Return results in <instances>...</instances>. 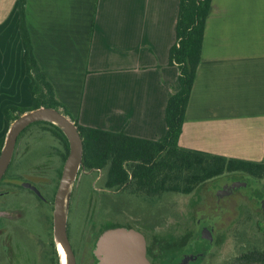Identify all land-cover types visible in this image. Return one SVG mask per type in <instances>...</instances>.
I'll use <instances>...</instances> for the list:
<instances>
[{
    "label": "crops",
    "instance_id": "1",
    "mask_svg": "<svg viewBox=\"0 0 264 264\" xmlns=\"http://www.w3.org/2000/svg\"><path fill=\"white\" fill-rule=\"evenodd\" d=\"M177 0H25L34 57L81 126L163 140ZM17 0H0V87L22 89ZM28 92V90H27ZM28 96V97H27ZM178 144L264 162V0H211Z\"/></svg>",
    "mask_w": 264,
    "mask_h": 264
},
{
    "label": "trees",
    "instance_id": "2",
    "mask_svg": "<svg viewBox=\"0 0 264 264\" xmlns=\"http://www.w3.org/2000/svg\"><path fill=\"white\" fill-rule=\"evenodd\" d=\"M177 1L175 42L168 53V64L178 69V88L171 92L166 103L165 136L161 141H152L127 136L122 132L81 126L69 115L55 98L52 85L34 57L25 22V0H17L21 60L24 75L28 79L27 90L31 107L6 104L1 108V113L6 123L10 124L26 111L50 107L62 111L76 125L82 140V157L70 191L68 218L76 183L82 173L91 178V183L98 181L95 188L105 194L124 191L146 199L166 193L189 195L199 186L223 175L242 174L264 178V162L228 158L182 148L178 144L190 92L201 61L204 28L211 0ZM32 126H42L57 140L62 147L59 152L62 161H65L69 148L67 138L57 126L49 122L38 121L30 124L19 134L17 141ZM3 142L4 138L1 137L0 151ZM13 156L14 152L12 158ZM61 170L62 166L57 169L58 177ZM56 261L58 264L57 255Z\"/></svg>",
    "mask_w": 264,
    "mask_h": 264
},
{
    "label": "flooded vegetation",
    "instance_id": "3",
    "mask_svg": "<svg viewBox=\"0 0 264 264\" xmlns=\"http://www.w3.org/2000/svg\"><path fill=\"white\" fill-rule=\"evenodd\" d=\"M14 156L0 185L6 188V199L10 196L24 202L17 208L5 205L4 213L9 218L6 220L11 223L17 218L30 225L33 222V213L23 205L28 200L22 196L24 192L19 193V189H23L39 205L42 222H48L49 213L51 216L53 213L58 186L55 183L56 172L46 175L28 173L26 177L17 175L16 170L19 168H13ZM59 156L61 158L60 153ZM14 181L30 184L38 194ZM205 184L197 191L199 200L194 207L168 215L161 228H150L147 233L136 229L144 237V254L148 264H253L242 258V251L255 243L264 247V178L242 174L223 175ZM210 199L214 207L207 206ZM159 229L163 231L162 237L157 234ZM91 230L88 234L78 232L74 242L70 243L75 264L98 262L94 248L101 233ZM241 238L245 239L244 242H241Z\"/></svg>",
    "mask_w": 264,
    "mask_h": 264
},
{
    "label": "rangeland",
    "instance_id": "4",
    "mask_svg": "<svg viewBox=\"0 0 264 264\" xmlns=\"http://www.w3.org/2000/svg\"><path fill=\"white\" fill-rule=\"evenodd\" d=\"M0 84L2 85L3 82L1 81ZM23 98L22 89L19 87L13 89L6 86L0 87V138L5 139L11 124L6 123L1 108L6 104H14L22 108L31 107L30 99L25 101L26 99ZM66 110L72 117L70 111ZM14 150L13 168H19L18 171L16 170L17 175L26 177L28 173L46 175L56 172L55 183L58 184L60 176H57V169L64 163L59 156L62 148L42 126L28 128L18 139ZM97 182L94 180L92 184L91 178L82 173L76 183L71 214L69 218L66 217L71 244L78 232L88 234V231H92L91 229L95 231L94 233H102L110 228L127 227L147 233L151 230L150 228L164 225L168 215L192 208L198 204L196 202L199 200L197 191L200 186L189 195L166 193L156 198L146 199L124 191L119 195L105 194L95 188ZM5 190L4 185H0V264H57L56 255L59 264L51 212L48 215V222H42L39 217V205L32 199L29 192L19 189V193L24 192L22 196L28 200L27 204L23 205L26 210L33 213L34 223L31 222L30 225L29 222L19 221L16 217L10 223L6 220L9 218L4 213L5 205L17 208L24 201L10 196L6 199ZM209 201L207 206L214 207L213 200ZM157 234L162 237V229H159ZM244 240L241 238V242ZM262 251L264 247L261 244H252L242 251V258L253 264L264 263Z\"/></svg>",
    "mask_w": 264,
    "mask_h": 264
},
{
    "label": "water",
    "instance_id": "5",
    "mask_svg": "<svg viewBox=\"0 0 264 264\" xmlns=\"http://www.w3.org/2000/svg\"><path fill=\"white\" fill-rule=\"evenodd\" d=\"M38 121L49 122L57 126L63 133L64 131L62 128L66 129L69 133V137L64 133L67 138L69 148L68 154L62 166L58 186L54 196L52 230L54 241L56 238L59 240L62 250L67 257V264H75L67 235L66 219L64 220L62 218L63 195L72 174L74 171L77 172L82 157V140L76 125L70 117L64 115L62 111L58 109L39 107L26 111L13 120L9 126L0 151V180L4 176L10 164L19 134L27 126ZM57 124H59L62 128ZM14 182L17 185L30 189L38 194L35 187L28 183L22 181ZM94 255L97 258V264H148L144 254V237L139 231L132 228L115 227L104 230L97 238Z\"/></svg>",
    "mask_w": 264,
    "mask_h": 264
},
{
    "label": "bare ground",
    "instance_id": "6",
    "mask_svg": "<svg viewBox=\"0 0 264 264\" xmlns=\"http://www.w3.org/2000/svg\"><path fill=\"white\" fill-rule=\"evenodd\" d=\"M59 127H61L59 124H57ZM62 128V127H61ZM64 133L69 137V133L66 129L62 128ZM75 174L76 171H74V173L72 174L71 179L69 180L64 195H63V202H62V218L65 220L66 219V215H67V205H68V197L72 188V184L75 178ZM55 243H56V248L58 251V256H59V264H67V257L64 253V251L62 250V247L59 243V240L56 238L55 239Z\"/></svg>",
    "mask_w": 264,
    "mask_h": 264
}]
</instances>
